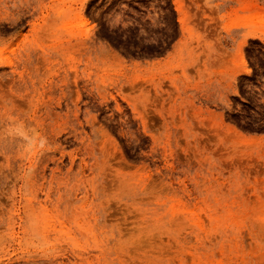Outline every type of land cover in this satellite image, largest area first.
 I'll return each instance as SVG.
<instances>
[{
  "label": "rangeland",
  "instance_id": "1",
  "mask_svg": "<svg viewBox=\"0 0 264 264\" xmlns=\"http://www.w3.org/2000/svg\"><path fill=\"white\" fill-rule=\"evenodd\" d=\"M0 264H264V0H0Z\"/></svg>",
  "mask_w": 264,
  "mask_h": 264
}]
</instances>
